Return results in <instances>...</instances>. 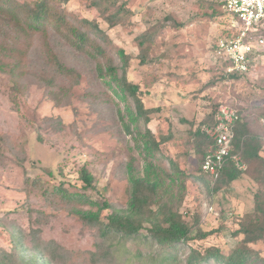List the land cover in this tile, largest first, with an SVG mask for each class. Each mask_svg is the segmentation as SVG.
<instances>
[{"label":"trees","instance_id":"16d2710c","mask_svg":"<svg viewBox=\"0 0 264 264\" xmlns=\"http://www.w3.org/2000/svg\"><path fill=\"white\" fill-rule=\"evenodd\" d=\"M69 2L0 0V76L10 83L8 95L13 111H19L22 97L32 81L41 84L60 107L70 104L73 89L81 82L82 74L57 51L53 38L65 41L95 64L90 87L82 98L88 102L112 101L124 106V113L119 109V114L133 143L125 163L128 204L116 209L106 200L94 202L82 194L81 190L96 189L95 178L87 167L79 172L83 187L74 192L64 183L45 186L40 177L31 179L26 175L28 194L40 193L48 207L66 212L93 231L94 250L75 252L54 240L35 237L32 258L26 259L18 251L2 250L0 264H264L263 252L256 248L259 244L264 246L263 134L255 131L236 110L239 119L235 122L230 154L218 178L206 172L203 168L206 157L217 147L215 137L203 131V127L216 126L221 106L215 105L199 124L189 123L186 137H177L171 132L157 135L149 126L154 110L145 107L142 87L129 75L128 56L101 25L103 22L114 29L126 23L130 12L128 2L84 0L90 10L87 17L70 11L66 7ZM199 4L212 12L209 15L212 19L226 14L220 0ZM170 20L167 17L148 25L135 38L141 65L166 57V54H158V41ZM261 34L264 35V31ZM226 37H231L230 32ZM117 59L122 61L121 65L116 63ZM254 64L255 61L250 64L251 70ZM224 72L222 80H235L247 74ZM164 146L176 152H166ZM14 151V142L0 132V165ZM193 161L195 168L188 172V165ZM45 173L55 176L52 170ZM244 176L250 178L257 189L253 211L237 218L238 228L232 232L237 240L235 247L228 251L217 246L194 248L193 242L205 240L216 231L203 232L200 219L189 222L182 214L188 183L200 184L213 195L231 188ZM106 211L109 214L105 216ZM20 253H23L22 248Z\"/></svg>","mask_w":264,"mask_h":264},{"label":"rangeland","instance_id":"374dc122","mask_svg":"<svg viewBox=\"0 0 264 264\" xmlns=\"http://www.w3.org/2000/svg\"><path fill=\"white\" fill-rule=\"evenodd\" d=\"M125 1L130 10L126 23L114 29L103 22L101 25L128 56L129 75L141 85L145 107L154 110L149 126L157 135L171 132L186 137L189 123L199 124L219 105L239 110L264 136V53L256 57L254 68L246 75L235 80L220 79L225 66L214 51L217 41L233 32L230 18L222 13L212 19V12L199 4L215 0ZM66 7L80 16H90L84 0H70ZM167 17L171 20L158 41V54L166 57L141 65L135 38L148 25ZM53 41L64 59L82 74L70 104L55 105L47 90L32 81L19 111H13L8 95L10 83L0 76V132L15 145L14 153L0 165V251H18L26 259L34 255L35 237L54 240L75 252L94 250L93 231L66 212L48 207L40 193L28 194L26 175L31 179L40 177L45 186L64 183L74 192L83 187L79 172L87 167L95 178L96 189L81 190L82 194L94 202L106 200L116 209L125 208L129 200L125 163L133 143L119 114V109L124 113V106L112 101H85L82 96L90 87L95 64L60 38L54 37ZM116 63L121 65L122 61L117 59ZM164 150L176 152L166 146ZM194 166L193 161L188 172ZM45 170L54 171L55 176ZM256 189L247 176L213 195L200 184L188 183L182 214L189 222L200 219L203 232L216 231L205 240L193 242V247L234 248L237 240L232 232L238 228L237 218L253 211ZM256 248L264 255L262 244Z\"/></svg>","mask_w":264,"mask_h":264},{"label":"built area","instance_id":"2783aa9c","mask_svg":"<svg viewBox=\"0 0 264 264\" xmlns=\"http://www.w3.org/2000/svg\"><path fill=\"white\" fill-rule=\"evenodd\" d=\"M224 12L230 18L231 37L220 38L215 46V55L225 66L227 73L242 75L250 72V64L264 53V0H220ZM238 112L221 106L216 115L214 128L203 127L216 140V149L210 151L204 162V170L218 178L232 148L235 137V122ZM234 159L237 160L236 157ZM213 211L212 208L209 209Z\"/></svg>","mask_w":264,"mask_h":264}]
</instances>
